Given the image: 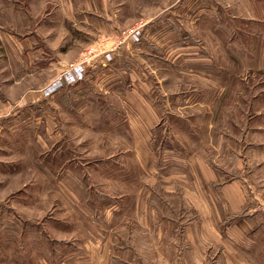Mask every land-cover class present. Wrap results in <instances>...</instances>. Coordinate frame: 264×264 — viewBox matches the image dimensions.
Here are the masks:
<instances>
[{
    "label": "rangeland",
    "instance_id": "374dc122",
    "mask_svg": "<svg viewBox=\"0 0 264 264\" xmlns=\"http://www.w3.org/2000/svg\"><path fill=\"white\" fill-rule=\"evenodd\" d=\"M105 15L139 43L43 95ZM157 220L176 264H264V0H0V264H99Z\"/></svg>",
    "mask_w": 264,
    "mask_h": 264
},
{
    "label": "crops",
    "instance_id": "0c3cea01",
    "mask_svg": "<svg viewBox=\"0 0 264 264\" xmlns=\"http://www.w3.org/2000/svg\"><path fill=\"white\" fill-rule=\"evenodd\" d=\"M101 1H105V0H101ZM89 11L90 10L87 8V15H89L88 14ZM93 12L97 13V11L96 10L94 11V9H93ZM94 18L96 19L97 27L93 29V32H95V34H96L95 36L98 38V40H100L101 38H104L108 35H113V34H116V33L121 31V29H119L120 28L119 22L115 21L111 15H105V16H101V17L96 16ZM99 18H100V20H99ZM112 64H117V61H115L114 63L112 62L111 65ZM149 215L152 216V214H149ZM157 221L161 223V227L158 229V232H156L155 237L148 238L147 233L149 232V228H148L149 225L148 224L143 225L140 222L142 228H146L143 231L144 232L143 234H146L145 238H143V236H141L142 234H138V232H136V234H134L133 237H130V241H132V244H133L132 249L126 248L125 250L120 251V252H124V253H121L123 255L124 254L128 255V253H125L126 251L131 252L132 253L131 257L133 259L132 261H131V259L130 260L124 259V257L120 256L121 254L120 255L117 254V252H113V253L108 252V254L105 253L104 255H102V261L99 262V264H101V263H105V264H148L146 261H144V259L141 258L142 254L144 253L143 252L144 246L147 249V251L148 250H150V251L155 250L156 251V257L155 258L152 257V260L150 258V261H153V264H176V263H179V260H174L173 257H171L172 259L167 258L168 254H170V255L173 254L172 251L175 250V246L173 247V244H172L171 248L168 249V251H167L166 249H164V245L166 244L168 239L171 238L173 235H171V234H170V236H169V234L167 235V231H166V233H164L163 232L164 226L162 225V222L159 220H157ZM189 228L185 229V233H186L185 241L187 243L188 242L192 243V245L200 244L201 238L204 237L205 233H206L205 232V230H206L205 225L201 226V228H200V226H194V228H192V230H191V228L190 229ZM193 231L195 233H193ZM191 234H196V237L194 238ZM152 236H153V234H152ZM176 249H177V247H176ZM114 250H116V249L114 248ZM198 251H200L199 247H198V250L196 251V253ZM164 252H166V253L164 254ZM98 257L99 256L93 257V260L96 261L97 259H99ZM196 261H197V264H199V262L201 261L200 254H199V256L197 255V257L193 259V263L196 264ZM149 264H151V262H149Z\"/></svg>",
    "mask_w": 264,
    "mask_h": 264
},
{
    "label": "built area",
    "instance_id": "2783aa9c",
    "mask_svg": "<svg viewBox=\"0 0 264 264\" xmlns=\"http://www.w3.org/2000/svg\"><path fill=\"white\" fill-rule=\"evenodd\" d=\"M142 35V26L121 31L103 42L94 43L88 47L80 56L79 60L72 65L63 68L54 80L43 88L45 96L51 95L57 90L78 84L83 81L88 72L96 67H107L114 61L117 53L125 45L139 43Z\"/></svg>",
    "mask_w": 264,
    "mask_h": 264
}]
</instances>
